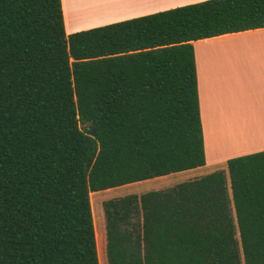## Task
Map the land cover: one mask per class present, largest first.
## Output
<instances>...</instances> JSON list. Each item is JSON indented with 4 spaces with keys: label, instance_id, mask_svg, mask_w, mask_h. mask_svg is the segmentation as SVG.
<instances>
[{
    "label": "trees",
    "instance_id": "1",
    "mask_svg": "<svg viewBox=\"0 0 264 264\" xmlns=\"http://www.w3.org/2000/svg\"><path fill=\"white\" fill-rule=\"evenodd\" d=\"M259 27L204 0L67 35L61 0H0V264H100L92 193L205 165L192 41ZM102 212L107 264H264V151Z\"/></svg>",
    "mask_w": 264,
    "mask_h": 264
},
{
    "label": "crops",
    "instance_id": "2",
    "mask_svg": "<svg viewBox=\"0 0 264 264\" xmlns=\"http://www.w3.org/2000/svg\"><path fill=\"white\" fill-rule=\"evenodd\" d=\"M200 1L204 0H61V6L68 35ZM192 44L205 151V165L198 168L205 169L201 175L227 172L229 159L264 151V27ZM246 128L253 134L239 140L236 133ZM225 131L234 132L233 144L218 148L217 136Z\"/></svg>",
    "mask_w": 264,
    "mask_h": 264
},
{
    "label": "rangeland",
    "instance_id": "3",
    "mask_svg": "<svg viewBox=\"0 0 264 264\" xmlns=\"http://www.w3.org/2000/svg\"><path fill=\"white\" fill-rule=\"evenodd\" d=\"M80 126L82 129H84L85 127L84 125H80ZM249 130L250 129L246 128V131L243 134L237 132L236 134H238L237 136L238 139L241 140V138L243 137L246 138L247 133L249 134L248 136L249 138L253 134L252 131H249ZM230 146H232V144ZM201 169L202 168H194L191 170H185V171L161 176L158 178L145 180L143 182H135V183L126 184L123 186L101 190V192L92 193L91 194V208H92L96 242H97V248H98V254H99V263L107 264L106 253H105V224H104V217H103V212H102V202L103 201L108 200L110 198L134 193V192H141V191L146 190L147 188H159V187L169 186L173 184L174 182L184 180L192 176L203 174L202 171H204L205 169H202V170ZM158 179H165V180H158ZM142 183H145V184H142Z\"/></svg>",
    "mask_w": 264,
    "mask_h": 264
},
{
    "label": "bare ground",
    "instance_id": "4",
    "mask_svg": "<svg viewBox=\"0 0 264 264\" xmlns=\"http://www.w3.org/2000/svg\"><path fill=\"white\" fill-rule=\"evenodd\" d=\"M233 135H234V132L232 131H225V132L219 133L216 139L217 147L218 148H228L230 146L229 144H233V141H232Z\"/></svg>",
    "mask_w": 264,
    "mask_h": 264
},
{
    "label": "water",
    "instance_id": "5",
    "mask_svg": "<svg viewBox=\"0 0 264 264\" xmlns=\"http://www.w3.org/2000/svg\"><path fill=\"white\" fill-rule=\"evenodd\" d=\"M94 131H95V129H94V128H92V129H91V132H90V134H89V135H90V136H93V135H94Z\"/></svg>",
    "mask_w": 264,
    "mask_h": 264
}]
</instances>
